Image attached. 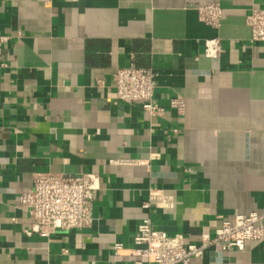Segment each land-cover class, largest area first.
I'll return each mask as SVG.
<instances>
[{
	"label": "crops",
	"instance_id": "crops-1",
	"mask_svg": "<svg viewBox=\"0 0 264 264\" xmlns=\"http://www.w3.org/2000/svg\"><path fill=\"white\" fill-rule=\"evenodd\" d=\"M209 3L219 26L199 17ZM256 6L264 0H0V264H134L145 216L198 242L224 218L264 213V41H250L246 22ZM217 37L220 55H204ZM130 65L157 72L161 116L116 99L114 73ZM47 172L99 176L89 226L28 233L19 196ZM150 187L173 206L144 208ZM190 264H264V235Z\"/></svg>",
	"mask_w": 264,
	"mask_h": 264
},
{
	"label": "built area",
	"instance_id": "built-area-1",
	"mask_svg": "<svg viewBox=\"0 0 264 264\" xmlns=\"http://www.w3.org/2000/svg\"><path fill=\"white\" fill-rule=\"evenodd\" d=\"M199 17L212 26H219L222 9L218 3L198 6ZM252 43L264 41V8L253 7L246 17ZM204 55L218 57L221 53L220 38L208 39L204 43ZM157 72L151 68L135 65L117 68L113 76L115 97L126 103L141 102L152 116H161L164 109L157 103L154 92ZM170 106L183 114V98L170 99ZM100 188L97 174L83 172L64 176L52 172L37 173L33 186L20 196V203L29 212L33 221L29 234L48 237L56 230L82 229L93 220V201ZM169 208L173 196L162 189L150 187L144 208L151 206ZM264 213L234 214L222 219L212 235L203 234L198 242L189 241L183 234H167L154 228L149 216L137 226L134 238V255L139 259L134 264H190L195 257L204 254L206 248L220 247L223 250H242L248 240H260L264 235ZM122 244L115 245L118 252Z\"/></svg>",
	"mask_w": 264,
	"mask_h": 264
}]
</instances>
